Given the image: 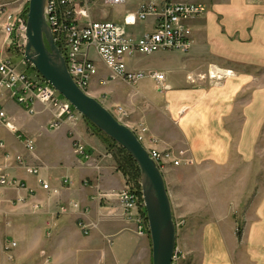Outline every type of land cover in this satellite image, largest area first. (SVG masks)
Masks as SVG:
<instances>
[{
	"label": "crops",
	"instance_id": "1",
	"mask_svg": "<svg viewBox=\"0 0 264 264\" xmlns=\"http://www.w3.org/2000/svg\"><path fill=\"white\" fill-rule=\"evenodd\" d=\"M207 2L208 12L189 21L191 51L176 53L181 55L173 56V67L167 69L177 77L168 79L165 74L162 87L152 81L159 93L148 92L140 81L138 86L116 81L102 87L98 77L92 82L91 95H107L109 110L124 105L129 113L124 123L140 132L145 129V147L186 150L184 157L190 158V164L169 166L164 175L173 205L172 191L178 195V186L182 189L185 184L176 175L188 166L230 171L228 177L225 172L220 177L221 185H234V171L251 175L236 176L237 184L245 189L237 191L240 194L229 211H218L215 220L201 226L182 227L177 239L187 253L184 264H264V0ZM0 3H9L14 12L25 8L20 0ZM137 28L142 33L151 25ZM7 41L0 21V56L20 53L9 48ZM211 64L235 74L220 85L199 79ZM104 74L102 67L101 76ZM2 101L16 130L0 123V139L5 142L0 170L27 183L35 196L24 205H14L10 195H0V264H40L50 255L52 264H151L149 234H139L135 221L124 215L120 204L100 195L120 191L127 184L111 159L97 160L103 152L102 141L88 133L72 135L67 122L50 129L53 113L40 102L31 113L6 90ZM29 138L35 143L31 151L26 147ZM79 143L84 144L82 152L77 149ZM18 156L40 167V176L52 189L61 192L63 179L70 178L67 193H50L39 183L28 182ZM262 179V186L253 194ZM17 195L29 194L21 190ZM249 198L253 200L248 204ZM64 201L80 202L86 211L60 214ZM36 203L41 206L38 211L33 206ZM80 221L91 226L88 234L79 227ZM12 241L17 245L6 250Z\"/></svg>",
	"mask_w": 264,
	"mask_h": 264
},
{
	"label": "built area",
	"instance_id": "2",
	"mask_svg": "<svg viewBox=\"0 0 264 264\" xmlns=\"http://www.w3.org/2000/svg\"><path fill=\"white\" fill-rule=\"evenodd\" d=\"M20 1L25 4V8L30 2V0ZM131 2L134 7L131 6ZM100 4L123 8L122 20L95 18L94 11ZM25 8L22 12H14L9 3H0L1 30L8 38L9 48L18 49L23 56L27 44L28 10L25 12ZM207 12V4L185 0H46L45 5V18L54 43L63 55L68 71L76 84L90 95L92 82L98 77L102 87L116 81H124L134 86L146 76L154 79L158 86L162 87L166 80L164 72H145L131 68L129 60L135 54H152L161 50L189 53L192 49V29L189 21L202 17ZM145 23H150L151 28L142 33L137 31V27ZM99 63L102 64L101 67ZM102 67L105 69V74L101 76ZM234 74L232 69L211 64L207 74H200L198 78H208L211 84L220 85ZM5 90L8 91L10 98L25 104L31 113L35 112L36 102L56 110L55 115L58 118L55 117L49 122L51 128L59 127L63 116L72 122L77 121L76 111L78 113L79 111L42 75L39 73L36 76L28 75L18 70L10 56H0V123L9 130L15 131L16 127L8 119V113L3 105ZM110 111L120 121L129 115L123 106H117ZM133 130L143 142L145 129L143 128L141 132ZM34 144L32 139L26 140L28 150H33ZM4 148L5 142L0 139V151ZM147 149L163 174L167 164L172 163L175 166L181 164V160L174 158L170 150ZM16 159L27 173L38 176V183L42 189L59 194L58 189H52L49 182L40 176V167L25 163L21 156ZM5 188L35 193V190L29 188L22 180L0 170V195ZM116 197L124 215L135 221L139 233L149 231L141 181L138 187L125 186L116 193ZM80 207L77 201L62 202L59 213L79 211ZM80 224L83 231L89 233V228L83 222ZM16 245V242L12 241L6 250ZM177 256L176 247L173 262Z\"/></svg>",
	"mask_w": 264,
	"mask_h": 264
},
{
	"label": "rangeland",
	"instance_id": "3",
	"mask_svg": "<svg viewBox=\"0 0 264 264\" xmlns=\"http://www.w3.org/2000/svg\"><path fill=\"white\" fill-rule=\"evenodd\" d=\"M194 1L202 2V3L205 2V4L206 3L208 4V2H207L208 0H194ZM131 6H133V7L135 6L133 4V2H131ZM94 12H95V18L107 19L110 21H120L122 19V14L124 12V9L119 8V7H114V6H105V5L100 4L97 6V8ZM176 53H180V52L161 50V51H158V52H155L152 54H135L129 60V66L131 68H134L137 70H142L145 72H154V71L161 70V71L165 72L168 79H175L178 74L175 71L174 72H167V69L173 67L172 66L173 56L181 55V54H176ZM9 56L11 58L12 63L15 66H17L18 70L23 71L26 74L31 75V76L38 75L36 68L31 63L27 62L25 57L21 53H11ZM97 60H99V59L97 58ZM99 66L101 67L102 64L99 63ZM152 81H155V80L152 79L151 77L146 76L140 82L145 83V88L148 92L151 91L152 93H159L158 92L159 87H154ZM137 86H138V84H137ZM96 98L101 103H103L104 105H108V103H109V100L107 99L108 98L107 95H102V96L98 95ZM119 105H121V104H118L116 106H111L109 108L115 109ZM121 106L125 107L124 105H121ZM5 107L6 106L4 105V108ZM48 109H50L53 113L52 118L49 120V122H50L52 119H54L57 116L55 115L56 110H54L50 107ZM76 117H77V121L72 122L71 120L67 119V117L63 116V118L61 120V124L59 127H56V128H51L50 126L49 127H50V129L56 130V129H59L63 125L64 122H67L70 124L69 125L70 126L69 133H71L72 135L74 133H88V134L93 135L94 137L96 135L98 137V139L100 141H102V145H103V147H102L103 152H101L98 156H96L97 160L99 161L101 159L102 160L103 159H111V162L113 163L112 165L115 167V169L123 174V171L119 166L122 167L125 164L122 162L123 156H122L121 152L119 153L118 151H116L117 150L116 147L113 146V143H115V142H113L103 132H100L96 128V126H94L88 119H86L83 115L79 114L77 111H76ZM121 122H127V119L124 118L123 120H121ZM0 126H1V124H0ZM143 141H144V139H143ZM80 143H82V142H80ZM80 143H79V145H77V149L80 152H82L84 150V144L80 145ZM169 150H170V152H172V154H174V158L181 160V164L178 166H175L172 163H169V164H167V168H169V166L180 167L182 165H189L190 164V162H189L190 158L185 159V157H184L186 155V150L180 149V148L169 149ZM167 170L168 169H166V171L164 172V175L166 174ZM224 172H225V177H228L230 171H227V172L226 171H220L218 169H213V168H200V167H196V166H188V169H182V170L178 171L176 176L185 181V184L182 187V189H181V187L178 186V189H177L178 195L175 194L174 191H172V198H173V202H174V205L172 203V209H173L174 219L177 223L178 233L180 231H182L181 230L182 227H187V226L189 227L192 225L197 227V226H201L204 223H207L209 221L215 220L218 211H220V210H228L229 211L231 206L236 204L235 199L240 194L237 191H240V190L243 191L245 189V187L243 185L237 184V182L235 180L236 176H238V177H240V176L251 177V175L245 176V173H246L245 170L234 171L233 172V179H234L233 183H234V185L231 186L228 184V182H225L223 184L224 185L223 186V185H221L222 183H221L220 177H222V175H224ZM254 173H256V171ZM28 175H29V177H28L27 181L33 182L37 186L38 185V182H37L38 176L35 174H29V173H28ZM126 181H127V179H126ZM71 182H72V180L70 178H64L62 181V189H61V192H59V194L61 193L63 195L64 193H67V191H68L67 187H69ZM262 183H263V179L260 180V184L255 186L254 191H251V192H253V194H256L257 188H260L262 186L261 185ZM126 186H131V187L133 186L134 187V184L132 182H130V183L127 182ZM20 191L21 190H18L15 188H5V189H3L1 195H6V196L10 195V198L14 199L13 200L14 205H24L22 203L27 202L29 197L31 198V197L35 196V193L34 194L28 193L29 194L28 196L27 195H23V196L20 195L22 198L19 199L20 196L17 195V193H20ZM10 192H14V193L17 192V193L14 195ZM117 192H119V191H117ZM117 192L116 191L105 192V193L102 192L100 195H102L104 198H107V199H114L120 204L119 199L116 197ZM251 192H250V194H251ZM21 199H24V201H22ZM252 200L249 198L248 204L251 203ZM61 201H62V199H61ZM59 202L60 201H58V204H59ZM171 202H172V200H171ZM37 205H38V203L33 205L35 211H38L41 208V206H37ZM244 205H245V201L243 203H241V210L244 208ZM80 206L81 207H80L79 211L85 212L86 209H84L82 207L81 203H80ZM15 209H17V208L15 207ZM238 214L241 215L242 211H240ZM80 222H83L84 225H86L87 228H89V232H90L91 226L89 224H87L85 221H80ZM80 222H79V227L83 230ZM49 225H50V222H48V226ZM50 228H51V226H49V229ZM240 229H241V226H240ZM137 232L139 233L138 227H137ZM139 234H141V233H139ZM145 234H149V237H150V231H145L142 233V235H145ZM239 234H240V231H239ZM178 235L179 234H177V237H178ZM150 242H151V240H150ZM177 251H178V256L174 260L173 264H184L187 260V253L178 244V239H177ZM151 255H152V252H151ZM52 258L53 257L51 255L47 256L44 259V261L40 264H52V260H53ZM151 264H152V262H151Z\"/></svg>",
	"mask_w": 264,
	"mask_h": 264
},
{
	"label": "water",
	"instance_id": "4",
	"mask_svg": "<svg viewBox=\"0 0 264 264\" xmlns=\"http://www.w3.org/2000/svg\"><path fill=\"white\" fill-rule=\"evenodd\" d=\"M45 5L46 0L29 2L24 57L81 115L133 157L140 169L152 242V264H173L178 228L164 174L135 131L76 84L54 43L45 18Z\"/></svg>",
	"mask_w": 264,
	"mask_h": 264
},
{
	"label": "trees",
	"instance_id": "5",
	"mask_svg": "<svg viewBox=\"0 0 264 264\" xmlns=\"http://www.w3.org/2000/svg\"><path fill=\"white\" fill-rule=\"evenodd\" d=\"M27 10H28V6H26V8H25V12H27ZM98 130L100 132H102L100 129H98ZM113 142H115V141H113ZM113 146H115L116 149H117L116 151H118L119 153L121 152V154L123 156L122 157L123 158L122 162L125 165H123L124 167L123 166L122 167L119 166V167L122 169L123 174H124L125 178L127 179V182L128 183L132 182L135 187H138L139 182H140L141 175H140V169H139L137 163L135 162V160L133 159V157L124 148L120 147L116 142L113 143Z\"/></svg>",
	"mask_w": 264,
	"mask_h": 264
},
{
	"label": "bare ground",
	"instance_id": "6",
	"mask_svg": "<svg viewBox=\"0 0 264 264\" xmlns=\"http://www.w3.org/2000/svg\"><path fill=\"white\" fill-rule=\"evenodd\" d=\"M27 184V183H26Z\"/></svg>",
	"mask_w": 264,
	"mask_h": 264
}]
</instances>
